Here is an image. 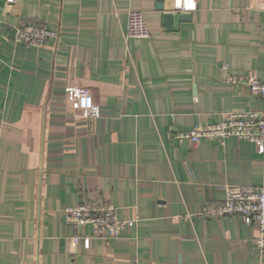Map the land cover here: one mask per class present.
<instances>
[{
    "label": "crops",
    "instance_id": "0c3cea01",
    "mask_svg": "<svg viewBox=\"0 0 264 264\" xmlns=\"http://www.w3.org/2000/svg\"><path fill=\"white\" fill-rule=\"evenodd\" d=\"M194 2L169 29L159 0H0V264H264L255 222L199 215L226 185L259 184L264 154L236 136L169 135L264 109L227 81L264 80V0ZM130 10L144 12L149 38H127ZM26 22L59 37L15 42ZM71 86L88 88L101 115L77 112ZM95 196L134 223L87 249L73 237L92 227L68 224L65 208Z\"/></svg>",
    "mask_w": 264,
    "mask_h": 264
},
{
    "label": "built area",
    "instance_id": "2783aa9c",
    "mask_svg": "<svg viewBox=\"0 0 264 264\" xmlns=\"http://www.w3.org/2000/svg\"><path fill=\"white\" fill-rule=\"evenodd\" d=\"M14 2L15 0H8ZM195 3V2H194ZM196 6V5H195ZM127 38L144 39L151 36L150 28L144 12L130 10L128 12ZM58 31L37 23H22L15 27L13 40L26 45L43 47L52 39H58ZM233 85H243L256 95L264 98V80L253 74H232L228 80ZM68 95L73 102L74 109L83 116L98 117L101 107L88 88L71 86L67 88ZM222 120L216 124H197L183 132H170V137L180 142L187 140L200 143L206 140H215L224 143L230 136H236L253 142L260 154H264V109L249 111L223 112ZM226 197L218 206L206 208L200 216L208 218H228L240 216L249 222H255L259 229L254 239L256 247L264 250V174L259 184L226 185ZM66 221L75 228L91 226V235L73 237L75 243H82L90 248L94 239L109 240L117 237L121 230L133 224V220H119L115 205L108 199L95 196L92 200L82 199L75 205L65 208Z\"/></svg>",
    "mask_w": 264,
    "mask_h": 264
},
{
    "label": "water",
    "instance_id": "95a60500",
    "mask_svg": "<svg viewBox=\"0 0 264 264\" xmlns=\"http://www.w3.org/2000/svg\"><path fill=\"white\" fill-rule=\"evenodd\" d=\"M161 3L158 4V8L162 10V20L163 24L169 28H176L178 25L179 20H185L189 19L190 15L189 14H181L182 11L178 10H165L164 5H163V0H159Z\"/></svg>",
    "mask_w": 264,
    "mask_h": 264
},
{
    "label": "clouds",
    "instance_id": "9594fccd",
    "mask_svg": "<svg viewBox=\"0 0 264 264\" xmlns=\"http://www.w3.org/2000/svg\"><path fill=\"white\" fill-rule=\"evenodd\" d=\"M175 7L182 9L181 14H186L192 9H194L195 3H194V0H185V2L182 5L181 0H175Z\"/></svg>",
    "mask_w": 264,
    "mask_h": 264
}]
</instances>
